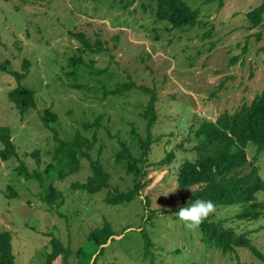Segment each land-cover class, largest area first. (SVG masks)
Wrapping results in <instances>:
<instances>
[{
	"label": "rangeland",
	"instance_id": "rangeland-1",
	"mask_svg": "<svg viewBox=\"0 0 264 264\" xmlns=\"http://www.w3.org/2000/svg\"><path fill=\"white\" fill-rule=\"evenodd\" d=\"M186 2L200 11L201 20L180 29L156 15L154 0H137L128 8L121 0H0V124L11 128L17 146L10 160L0 154V232L12 233L15 264H47L51 234L71 248L72 264L88 261L93 252L96 264H264L247 247L224 253L205 243L200 226L186 228L175 214L182 207L178 171L197 157L193 148L201 123L235 112L264 90V19L254 27L247 16L262 0ZM77 32L92 44L100 39L103 50L85 47L73 35ZM77 57L83 64L74 75L70 59ZM26 61L23 83L36 90L37 108L22 116L9 98L17 80L1 67L24 72ZM130 81L157 94L152 133L163 138L152 144L150 162H160L170 151L175 158L146 167L142 195L109 204L111 191H128L134 184L127 162L117 160L120 140L139 157L134 134L143 139L149 134L144 111L151 93L136 87L123 95L105 94ZM46 109L58 115L51 125L63 139L78 131L97 139L90 154L109 173L110 188L97 193L73 188L92 175L86 158L76 173L63 178L58 177L61 165L47 171L58 141L42 120ZM3 147L0 141V153ZM247 150L264 179V150L253 143ZM22 161L29 178L19 173ZM49 183L63 196L53 208L42 199ZM258 199L264 202V191ZM239 210L222 206L211 217L228 220L264 253V213L231 221ZM105 221L114 234L100 246L89 234Z\"/></svg>",
	"mask_w": 264,
	"mask_h": 264
},
{
	"label": "trees",
	"instance_id": "trees-1",
	"mask_svg": "<svg viewBox=\"0 0 264 264\" xmlns=\"http://www.w3.org/2000/svg\"><path fill=\"white\" fill-rule=\"evenodd\" d=\"M9 1V0H7ZM43 1V0H20ZM137 0H121L123 6L128 8ZM156 2V15L168 21L173 28L185 29L194 27L200 22V11L193 9L186 0H154ZM212 2L215 0H206ZM223 5L224 0H220ZM247 16L253 26L262 24L264 19V0L250 10ZM85 47L89 49L97 48L103 50L100 39L92 44L83 32L73 33ZM95 45L97 47H95ZM83 60L80 57L70 59L72 73L78 75L81 71ZM25 71H17L1 67L4 71L13 75L17 80V86L9 93L10 101L14 103L20 115L25 116L31 109L37 108V93L32 87L23 83L27 76V61L24 64ZM140 88L152 96L149 99L144 116L148 120V137L143 139L136 135L141 150V155L137 157L126 141L120 140L121 150L117 154V160L127 162L128 171L134 174V184L128 191H111L106 197L109 204H120L131 202L136 196L142 195V191L147 182L148 171L146 167L151 164H168L175 158L174 151H170L167 157L160 162L151 163L149 154L154 141H160L163 137L153 136L152 128L157 119L156 113V91L135 82H123L115 89H106L105 94L123 95L133 88ZM45 126L55 132L58 141L53 163L47 167L51 171L55 165H61L59 178H63L68 172L76 173L81 168V160L89 159L92 175L84 182L73 183V188L97 193L105 188H110V175L104 169L100 158L94 159L90 154V149L95 145L97 139L92 141L78 131L70 140L63 139L51 122L59 121L58 115L51 109H46L42 115ZM100 125V122L97 123ZM197 144L194 150L197 157L194 160H186L178 171V185L182 196V207L196 199L211 200L215 204V209L222 206H238L239 212L231 219L252 220L259 218L264 213V202L258 199V192L264 191V179L259 174L255 164L248 155V146L253 143L258 151L264 150V90L256 95L250 104H244L235 112L222 113L215 121L206 120L196 130ZM0 141L4 147L1 150V157L4 161L10 160L17 155V146L12 140V130L7 125L0 124ZM101 154V152H100ZM19 166V173L29 178V169L22 161ZM250 167L248 172L244 168ZM39 177V175H37ZM46 194L42 196L50 208L61 199L62 192L53 183L43 185ZM193 188L192 193L188 191ZM146 205L149 206V198H146ZM58 205H61L59 202ZM228 220H213L210 216L200 228L202 240L224 253L235 251L238 247L249 248L256 257L264 261V253L261 252L247 236V233H238L234 226L226 224ZM114 234L113 226L109 221H105L101 227L90 232L89 238L96 244H105L110 236ZM50 251L47 253V264H72L70 258L72 250L66 246L58 237L51 234ZM12 233L10 231L0 232V264H15V253L13 251ZM151 241L146 237V253L150 252ZM82 249L80 251V256ZM95 252L90 254L88 261H79V264H96ZM93 260V261H92ZM92 262V263H91ZM240 264H254L241 263Z\"/></svg>",
	"mask_w": 264,
	"mask_h": 264
},
{
	"label": "clouds",
	"instance_id": "clouds-1",
	"mask_svg": "<svg viewBox=\"0 0 264 264\" xmlns=\"http://www.w3.org/2000/svg\"><path fill=\"white\" fill-rule=\"evenodd\" d=\"M215 204L211 200L196 199L186 206L180 207L176 216L186 228L196 229L215 212Z\"/></svg>",
	"mask_w": 264,
	"mask_h": 264
}]
</instances>
